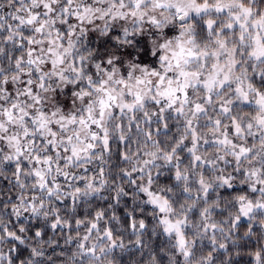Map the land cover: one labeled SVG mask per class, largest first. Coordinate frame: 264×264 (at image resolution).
I'll list each match as a JSON object with an SVG mask.
<instances>
[{
  "label": "snow or ice",
  "instance_id": "snow-or-ice-1",
  "mask_svg": "<svg viewBox=\"0 0 264 264\" xmlns=\"http://www.w3.org/2000/svg\"><path fill=\"white\" fill-rule=\"evenodd\" d=\"M0 264H264V0H0Z\"/></svg>",
  "mask_w": 264,
  "mask_h": 264
}]
</instances>
